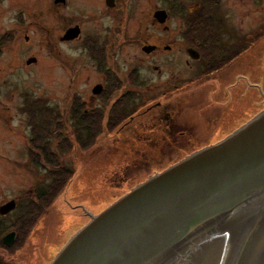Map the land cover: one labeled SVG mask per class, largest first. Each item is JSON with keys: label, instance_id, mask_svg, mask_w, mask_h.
I'll return each mask as SVG.
<instances>
[{"label": "rangeland", "instance_id": "rangeland-1", "mask_svg": "<svg viewBox=\"0 0 264 264\" xmlns=\"http://www.w3.org/2000/svg\"><path fill=\"white\" fill-rule=\"evenodd\" d=\"M117 2L116 8H109L104 0L65 4L0 0V204L11 198L25 204L50 179L46 162L45 167L28 163L25 146L32 125L28 112L19 109L25 98L36 103L45 98V124L36 118L45 128V157L51 156L53 168L68 165L74 172L30 224L16 226L19 212L23 213L22 207L15 210L19 202L5 215L7 229L19 232L12 247L0 248V257L10 264H50L98 204L175 136L264 72V0H202L201 20L215 12L213 20L219 16L230 20L236 40L252 46L220 80L199 83L188 82L196 72L189 69L183 52L178 55L180 46L163 53L173 59L178 55L170 62H158V55H146L141 49L145 43L164 44L171 37L180 43V34L187 29L200 32L192 21L184 20L192 16L189 11L194 15L199 11L198 0ZM156 6H167L173 13L161 26L150 20ZM106 11L112 19H84ZM75 23L80 24L81 36L62 40L67 26ZM28 56L37 62L27 65ZM112 66L119 78L116 86L103 77ZM104 80L106 91L94 94L93 86ZM124 102L130 108L137 105L132 118L106 128L110 117L115 115L112 121H116L118 116L115 110L108 114L113 103L121 107ZM95 108L101 116L78 118L84 109ZM78 109L82 112L76 114ZM91 117H98L94 124L98 135L81 147L74 123L78 119L87 125Z\"/></svg>", "mask_w": 264, "mask_h": 264}, {"label": "water", "instance_id": "water-1", "mask_svg": "<svg viewBox=\"0 0 264 264\" xmlns=\"http://www.w3.org/2000/svg\"><path fill=\"white\" fill-rule=\"evenodd\" d=\"M17 204L2 202L0 215ZM50 264H264V72L98 204Z\"/></svg>", "mask_w": 264, "mask_h": 264}, {"label": "flooded vegetation", "instance_id": "flooded-vegetation-1", "mask_svg": "<svg viewBox=\"0 0 264 264\" xmlns=\"http://www.w3.org/2000/svg\"><path fill=\"white\" fill-rule=\"evenodd\" d=\"M65 1L62 4H65ZM171 0H162V2H169ZM193 2V1H192ZM104 3L109 8H116L117 7V0H104ZM198 7L195 10H199L195 15L194 12L189 11L192 16L189 14L187 15L184 20H190L194 23L195 28L202 30L198 33H195L191 31L190 29H187V33L183 34L181 36L182 42L177 43V40L173 37L169 40L167 43H145L142 45L141 49L146 55H158L157 61L158 62H170L177 59L178 55L183 56L180 54L183 52L187 58L186 63L188 64V67L190 70H193L195 73V76L192 78V80L188 81L191 83H199V81H213L217 82V80H220L221 74L225 71L226 68H230L234 66V63L237 61L238 58H240L241 53L243 50H247L249 47L252 46V42L248 43L247 41L241 42V40H236V34H235V27L230 22V20H223L222 16H219L216 18V20H209L211 18H204V20H194L195 18H198V14L201 12V9L203 8L202 0H198ZM167 6H156L153 9L152 17L150 20H153V24H157V26H161V24H165L167 20H169L172 17L171 10L166 8ZM202 7V8H201ZM165 12V15L157 16L155 13L159 11ZM103 12V11H101ZM108 13L106 11L102 16H94V17H85V20H110L109 16H105ZM164 16V17H163ZM80 20H84L83 18H79ZM165 20L164 23H161L160 20ZM145 20V19H144ZM196 22H202V26L196 25ZM78 26L79 27V34L77 37L73 39H77L81 36V28L79 23H75L73 25L67 26V28L64 30V33L61 35V37L65 34L68 28ZM167 28V26H166ZM201 28V29H200ZM229 30L231 33H225L222 32ZM223 34H222V33ZM228 35V36H226ZM183 36L185 38H183ZM86 37H92L91 35H87ZM85 37V38H86ZM96 37V36H94ZM28 36L25 35V39H27ZM83 39L84 41L91 42V38H88L87 40ZM98 38V37H96ZM68 39V40H73ZM180 46V49L178 50V55L175 56L173 59L169 56V58H166L164 56V52H173V49L175 47ZM143 47H146V49H143ZM192 48L193 51L189 52L188 49ZM27 65L36 63L37 58L34 56H28L26 58ZM29 62V60H31ZM30 66V65H29ZM116 69L114 66L111 68H108L106 71V74H104L105 79H109V81L112 82L113 85H118V77L115 74ZM108 81V80H107ZM187 82V84H188ZM102 88L98 92L106 91V84L105 80L104 83H99ZM98 85V84H96ZM94 85L93 88L96 86ZM92 88V90H93ZM94 93V94H98ZM108 93V88H107ZM157 105H160V102H156ZM22 112H28L29 116V125L31 123L32 128L30 129L31 135H29L26 138V146H25V152L27 153V156L29 155L28 163L33 164V166L38 167H45V128L39 126L38 123H36L37 116L40 117L37 118L38 121L42 119V121L45 124V98L37 100V103L30 98H25L24 102L21 105V108H19ZM96 109V108H95ZM150 107L147 108L149 110ZM87 109H84L82 112L83 114L81 116L86 117L87 116ZM77 114V113H76ZM65 117V113H63ZM79 116V117H81ZM64 117H62V121L64 120ZM61 118V114H60ZM58 118V120H60ZM129 118H132V115L129 116ZM171 120L169 119L168 122ZM65 122V120H64ZM30 125V126H31ZM177 127H174L173 132L176 133ZM41 132V133H40ZM23 151V150H22ZM21 152V151H20Z\"/></svg>", "mask_w": 264, "mask_h": 264}, {"label": "trees", "instance_id": "trees-1", "mask_svg": "<svg viewBox=\"0 0 264 264\" xmlns=\"http://www.w3.org/2000/svg\"><path fill=\"white\" fill-rule=\"evenodd\" d=\"M214 14H215V12H213L212 14L208 15V17H205V18H211L209 20H212V18L215 17ZM197 17L198 18H195L194 20H201L203 18V17H199V16H197ZM197 24L199 26H202V22H197ZM200 31H202V30H200ZM124 96H126V95H124ZM124 103H126V102H124ZM124 103L121 107H118L117 103H113V107L112 108L110 107L111 110L108 111V114L109 113L114 114L113 111L115 110V111H117L118 116L115 118L116 121H112V119L115 117V115L110 117V121L107 119L108 121L104 124V126L106 128L113 126L112 124L118 123L119 121H121L125 117H129V116L133 115L134 111L136 110L137 105L130 108L127 103L126 104H124ZM78 112H82V111H80V109L75 111V113H78ZM87 113H88L87 116L84 117L85 119L90 117L91 114H93L95 116H101L102 115V112L98 108L87 111ZM82 117L83 116L78 117V118H82ZM97 118L98 117H91L90 122L87 123V125L82 123L83 120L81 122L78 119L76 120L78 122L75 121L74 124L76 125V132H75L76 133V139H77V142L80 144L81 147L89 146L93 142L94 138L98 135V132L94 131V129H95L94 124L96 123L95 120ZM99 125H100V123H99ZM99 125H98V128H99ZM97 131H98V129H97ZM47 144H48V142H45L46 146H47ZM50 157L51 156L45 157V162L48 164V168H49L47 175H48V177H50V179H49L50 181L49 180L46 181L44 187L34 190L32 192V193H34V198L30 199V200L28 199L29 201L27 203L21 204V202L18 201L19 204L15 210H18L19 207H22L21 211H23V213L19 212L20 215H18V217L16 218L20 222V223L16 224V226H18V228H20L22 225H24L27 222H29V224H30V221H32L33 218H35L38 214H40L45 209V207L48 205V203L51 202V199L55 195V193L58 192V190L63 189V187L67 183V179L69 177H71L72 174L74 173L72 168H70L68 165H66V167L64 165H60L58 168H53L52 167V161L50 160ZM55 160H56V157H55ZM6 216L0 215V248H3V249L10 248L15 243V241H14V243L11 246H7L3 243L2 236L6 232L13 229L16 233L15 240L19 234L18 230L14 229L13 227H10L9 230L7 229V225H5L6 221L4 220V218H6ZM14 224L15 223H13L11 225H14ZM0 264H10V263L6 259H4L3 257H0Z\"/></svg>", "mask_w": 264, "mask_h": 264}, {"label": "bare ground", "instance_id": "bare-ground-1", "mask_svg": "<svg viewBox=\"0 0 264 264\" xmlns=\"http://www.w3.org/2000/svg\"><path fill=\"white\" fill-rule=\"evenodd\" d=\"M16 234V233H15ZM16 236V235H15ZM15 241V240H14Z\"/></svg>", "mask_w": 264, "mask_h": 264}]
</instances>
